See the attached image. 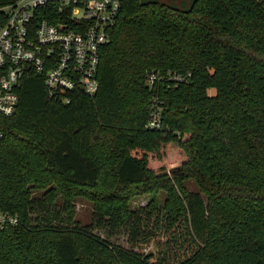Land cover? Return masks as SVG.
<instances>
[{
  "label": "trees",
  "instance_id": "obj_1",
  "mask_svg": "<svg viewBox=\"0 0 264 264\" xmlns=\"http://www.w3.org/2000/svg\"><path fill=\"white\" fill-rule=\"evenodd\" d=\"M109 34L94 94L32 75L0 117V211L18 217L0 225V264H264V0H122Z\"/></svg>",
  "mask_w": 264,
  "mask_h": 264
},
{
  "label": "built area",
  "instance_id": "obj_2",
  "mask_svg": "<svg viewBox=\"0 0 264 264\" xmlns=\"http://www.w3.org/2000/svg\"><path fill=\"white\" fill-rule=\"evenodd\" d=\"M122 0H18L0 9V117L12 115L19 89L29 76L43 78L49 93L99 87L100 52L110 40ZM56 22L40 18L47 10ZM75 23V28H72ZM155 75L150 77L153 82ZM151 128H161L158 111ZM3 131L0 129V139ZM18 217L0 211V225H16Z\"/></svg>",
  "mask_w": 264,
  "mask_h": 264
},
{
  "label": "rangeland",
  "instance_id": "obj_3",
  "mask_svg": "<svg viewBox=\"0 0 264 264\" xmlns=\"http://www.w3.org/2000/svg\"><path fill=\"white\" fill-rule=\"evenodd\" d=\"M144 2L148 1H159L163 3H167L173 7L180 8L182 10H188L194 0H143ZM187 187L189 189L195 190L196 185L193 181H187L186 182ZM37 194H40V192H37ZM166 196L165 191H160L159 197L161 199H164ZM151 199V194H142L140 196L134 197L131 201L132 208H138L142 205L147 204ZM75 210L77 213V220L81 224H87L92 221L93 218V204L90 200L86 198H77L75 201ZM112 231V232H111ZM97 233L103 234L104 236H109L111 241L115 244L122 245L125 248H133L138 252L142 253H149L154 252L156 250V244L155 241L150 240H144L138 242L133 246L132 242L130 241V236L128 233V230L125 228L123 229H116V230H110V228L105 229H96Z\"/></svg>",
  "mask_w": 264,
  "mask_h": 264
}]
</instances>
